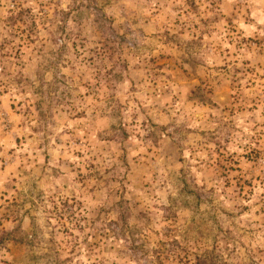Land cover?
I'll return each mask as SVG.
<instances>
[{
	"label": "rangeland",
	"instance_id": "obj_1",
	"mask_svg": "<svg viewBox=\"0 0 264 264\" xmlns=\"http://www.w3.org/2000/svg\"><path fill=\"white\" fill-rule=\"evenodd\" d=\"M206 254L264 264V0H0V264Z\"/></svg>",
	"mask_w": 264,
	"mask_h": 264
},
{
	"label": "trees",
	"instance_id": "obj_2",
	"mask_svg": "<svg viewBox=\"0 0 264 264\" xmlns=\"http://www.w3.org/2000/svg\"><path fill=\"white\" fill-rule=\"evenodd\" d=\"M66 203H64L63 204V207L61 208V209H65L66 207ZM7 236H10V233H3L2 234V237H1V242H4L6 239H8L9 237H7ZM14 241H18V239H13ZM212 258L209 256V255H204V256H202V257H199L198 259H197V262H196V264H212Z\"/></svg>",
	"mask_w": 264,
	"mask_h": 264
}]
</instances>
